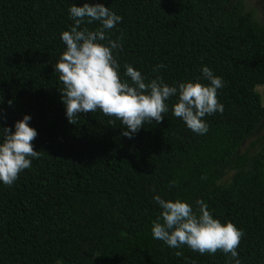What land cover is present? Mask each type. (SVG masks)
I'll list each match as a JSON object with an SVG mask.
<instances>
[{"label":"trees","instance_id":"obj_1","mask_svg":"<svg viewBox=\"0 0 264 264\" xmlns=\"http://www.w3.org/2000/svg\"><path fill=\"white\" fill-rule=\"evenodd\" d=\"M247 1L199 12L197 0H102L122 17L106 30L121 37V78L125 64L146 81L195 79L202 65L223 78V112L204 117L205 134L172 115L173 96L160 122L129 138L99 109L76 124L65 116L54 65L73 23L68 8L83 0H0V128L29 114L40 153L11 186L0 183V264H231L220 250L153 239L154 194L202 199L243 229L241 264H264V134L253 138L264 127V21Z\"/></svg>","mask_w":264,"mask_h":264},{"label":"clouds","instance_id":"obj_2","mask_svg":"<svg viewBox=\"0 0 264 264\" xmlns=\"http://www.w3.org/2000/svg\"><path fill=\"white\" fill-rule=\"evenodd\" d=\"M68 14L73 23L60 33L65 48L54 70L59 73L63 85L61 99L69 123L76 124L77 114L99 109L105 116L119 120L121 135L130 138L145 123L160 122L163 114L169 111V99L176 96L172 115L181 118L193 132L203 135L208 131L204 117L223 112L224 106L217 98V90L224 86L223 78L215 75L208 66L202 65L200 75L195 79L168 84L159 75L146 81L140 70L125 64L124 76L128 79H123L114 55L115 50L122 47L121 37L113 40L106 32L122 17L102 0L73 3ZM94 21L99 26L90 29L87 25ZM162 67V63H157L152 71L158 72ZM11 103L9 100L8 104ZM30 119L31 116L25 113L14 121V130L8 126L0 128L3 129L0 135V183L4 185L11 186L18 173L29 168L32 159L40 154L31 144L37 131L29 124ZM152 199L160 209L152 221L153 239L161 240L171 248L187 245L201 255L220 250L229 255L231 264H241L237 247L243 229L230 220L221 222L202 199L189 202L182 198L165 199L159 194H154Z\"/></svg>","mask_w":264,"mask_h":264},{"label":"rangeland","instance_id":"obj_3","mask_svg":"<svg viewBox=\"0 0 264 264\" xmlns=\"http://www.w3.org/2000/svg\"><path fill=\"white\" fill-rule=\"evenodd\" d=\"M249 7L256 11V15L262 21H264V0H248ZM199 12H208L216 5V0H197ZM258 90L262 94L264 104V84L258 86ZM260 134H264V127L257 131L253 138H257ZM249 140H246L245 145L248 144Z\"/></svg>","mask_w":264,"mask_h":264}]
</instances>
